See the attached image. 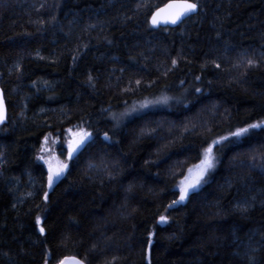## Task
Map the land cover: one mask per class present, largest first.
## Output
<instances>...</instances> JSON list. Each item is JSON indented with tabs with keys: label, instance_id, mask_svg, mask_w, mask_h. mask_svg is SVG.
<instances>
[{
	"label": "trees",
	"instance_id": "trees-1",
	"mask_svg": "<svg viewBox=\"0 0 264 264\" xmlns=\"http://www.w3.org/2000/svg\"><path fill=\"white\" fill-rule=\"evenodd\" d=\"M167 1L0 0V264H147L152 230V264H247L251 249L264 264V131L213 145L212 179L169 207L213 140L264 119V0H198L178 26L154 27ZM80 128L92 139L69 160ZM52 154L68 170L49 189Z\"/></svg>",
	"mask_w": 264,
	"mask_h": 264
},
{
	"label": "snow or ice",
	"instance_id": "snow-or-ice-1",
	"mask_svg": "<svg viewBox=\"0 0 264 264\" xmlns=\"http://www.w3.org/2000/svg\"><path fill=\"white\" fill-rule=\"evenodd\" d=\"M40 7H43V5H40ZM137 7H140V5H137ZM200 8V4L198 0H171V2L164 6V8H157L154 12H152L150 16V22L152 25H159L161 21L165 23H171V24H178L182 23L184 19L190 17L193 14H196ZM54 20L55 17H52ZM219 35V34H218ZM262 56H264V53H261ZM177 61L174 59L172 60V64L175 65ZM212 63L215 65L216 68H220V64L216 63L215 61H212ZM259 64V61L252 58V57H245L243 61H241V65L245 68H249L252 66H257ZM199 79V77H197ZM93 77L89 76V81H92ZM137 84H139V81H136ZM197 92L200 91V89H196ZM170 99H173L171 97H161L158 101H148L145 100L141 103V108L148 107L151 103H159L164 102L167 103ZM138 111V109H132L129 113L126 114V116L130 117L134 112ZM5 119V100H4V94L3 90L0 89V123H2ZM115 119V117H114ZM260 129L264 131V119L255 120L252 123H246L242 127H237L235 131H230L227 136L219 137L217 140H213L211 144L208 145L207 148L204 149L203 158L200 160V163L195 166L196 171L193 173V169L190 168L188 170L189 175L185 176L183 181L181 182L180 188H179V196L177 200L172 201V204L169 205V207L181 204L187 200H189L192 196L196 195L202 187L209 183V181L212 179V174L215 171L217 164H218V157L213 151V145L219 144L224 141H228L229 137L239 139L242 137H246L249 134L253 132V130ZM70 133H72V139L68 142V148H67V155L68 159L71 160L73 158V155L75 153H79L83 148H85L88 143L92 139V133L88 131L87 129L80 128L78 131L73 132L72 129L68 130ZM103 136L105 140H110L111 137L109 136L108 132H104ZM45 143L48 141V137L45 138ZM58 139V138H57ZM48 151L46 148H41V152ZM3 153H0V156H2ZM259 158L261 161H264V153H259ZM38 159L45 160L46 158L44 156H39ZM253 161L257 159V156L254 155L252 157ZM253 167H257V165L254 163ZM264 174V163H261L258 166ZM68 170V164L61 162L58 163L55 167H53L51 164H49L48 172H47V187L49 189L53 188V185L56 184L57 181H59ZM131 190V186L129 188ZM28 195H32V193H28ZM43 199L45 201L48 200V192L43 193ZM254 199V198H253ZM252 205L248 201H242L240 204L237 205V210L241 212H247L249 207ZM160 224H167L169 221V216L167 215H160L159 218ZM35 224L38 226V231L43 234L45 233L46 229L42 222V217L37 215L35 217ZM156 235L155 230L149 231L147 233V239L145 241L146 249H145V259L147 261V264H152V256H151V249L153 240L152 237ZM51 250H49L50 252ZM256 249H251L249 252L245 253L246 256V262L247 264H257L256 256L254 255ZM239 255V253H237ZM4 257H7L9 260L12 258L9 256V253L5 252L3 253ZM69 258L64 257L61 259L58 264H65V261H67ZM74 261V264H86L85 260L79 259L77 257L71 258ZM115 259V257L113 258ZM44 264H48V260H44Z\"/></svg>",
	"mask_w": 264,
	"mask_h": 264
},
{
	"label": "rangeland",
	"instance_id": "rangeland-1",
	"mask_svg": "<svg viewBox=\"0 0 264 264\" xmlns=\"http://www.w3.org/2000/svg\"><path fill=\"white\" fill-rule=\"evenodd\" d=\"M141 103H142V102H141ZM141 103H136V104H134L133 107H132L131 109H129V110L126 111L125 113H122V114L118 115L117 118H116V121L119 123V122H122L123 120L129 118L128 116H126V114L129 113L132 109H138V111L134 112V113L131 115V116H134V115H136L137 113H139L142 109L145 110V109H147V108H150V107L154 106V105L151 103V104H149L148 107L141 108V107H140V106H141ZM131 116H130V117H131ZM78 130H79V129H77L76 131H78ZM76 131H74V132H76ZM71 139H72V137L69 139V141H70ZM57 141H58V144H60V141H61L60 138H58ZM65 148H66V149L68 148V144H67V145L65 144ZM49 149H50L51 151H53V150H52V147H50ZM61 162L66 163L65 160H64V158H63L62 156H60V155H58V154H52V155L50 156V161L45 162V165H46L47 167H49V164H51L53 167H55L58 163H61ZM193 170L196 171V168L194 167Z\"/></svg>",
	"mask_w": 264,
	"mask_h": 264
},
{
	"label": "water",
	"instance_id": "water-1",
	"mask_svg": "<svg viewBox=\"0 0 264 264\" xmlns=\"http://www.w3.org/2000/svg\"><path fill=\"white\" fill-rule=\"evenodd\" d=\"M171 2V0H169V1H167V2H165L164 4H162L161 6H159L158 8H164V6L165 5H167V4H169ZM185 20V19H184ZM183 20V21H184ZM179 24H181V23H178V24H171V23H165V22H163V21H161V23L159 24V25H153L154 27H166V26H168V27H176V26H178ZM0 89H2V86H1V79H0ZM3 90V89H2ZM3 94H4V92H3ZM4 100H5V96H4ZM7 117H8V107H7V103H6V100H5V119H4V121L2 122V123H0V125H2V124H4L5 122H6V120H7ZM66 257H68L69 259L67 260V261H65V264H74V261L71 259L72 257H77V256H73V255H71V256H66ZM77 258H79V257H77ZM80 259V258H79Z\"/></svg>",
	"mask_w": 264,
	"mask_h": 264
}]
</instances>
